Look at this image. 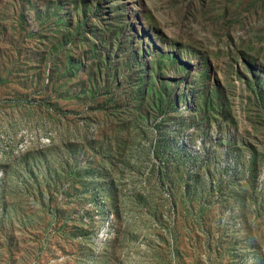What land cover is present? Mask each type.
<instances>
[{
  "label": "rangeland",
  "instance_id": "1",
  "mask_svg": "<svg viewBox=\"0 0 264 264\" xmlns=\"http://www.w3.org/2000/svg\"><path fill=\"white\" fill-rule=\"evenodd\" d=\"M0 264H264V0H0Z\"/></svg>",
  "mask_w": 264,
  "mask_h": 264
}]
</instances>
